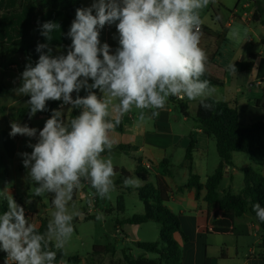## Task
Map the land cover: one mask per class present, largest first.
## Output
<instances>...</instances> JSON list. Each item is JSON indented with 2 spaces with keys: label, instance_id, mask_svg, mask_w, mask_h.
Listing matches in <instances>:
<instances>
[{
  "label": "clouds",
  "instance_id": "clouds-1",
  "mask_svg": "<svg viewBox=\"0 0 264 264\" xmlns=\"http://www.w3.org/2000/svg\"><path fill=\"white\" fill-rule=\"evenodd\" d=\"M212 2L93 0L90 7L76 10L67 33L71 45L66 55L53 56L47 44L37 45L38 62L26 65L17 90L30 97L29 119L48 110L49 101L71 105L68 113L80 111L65 119L62 108L52 109L39 132L17 122L10 125L11 137L37 138L35 144L28 145L31 153L21 154L23 166L36 185L33 195L52 194L54 211L41 233L26 218L25 209L11 195L7 197L8 210L0 214V251L6 253L5 264H56L57 251L72 238L73 220L81 215L72 203L74 194L87 183L94 189L93 197L111 198L116 173L113 161L102 154L113 149L109 134L121 123L119 118L112 119L113 108L120 117L138 109L143 121L145 110L151 113L147 118L158 117L171 97L200 100L205 109L211 107L205 99L214 86L202 79L208 56L200 41L201 11ZM112 24L119 34L114 54L99 38L101 30ZM57 28V23L45 22L41 35L50 41ZM228 35L236 39L239 32L233 29ZM228 68L236 72L234 64ZM82 89L87 95H79ZM123 184L138 188L140 180L126 177ZM92 203L89 199V206ZM252 208L264 222V207L254 203ZM96 219H103L102 213ZM50 243L55 251L49 248Z\"/></svg>",
  "mask_w": 264,
  "mask_h": 264
},
{
  "label": "crops",
  "instance_id": "crops-1",
  "mask_svg": "<svg viewBox=\"0 0 264 264\" xmlns=\"http://www.w3.org/2000/svg\"><path fill=\"white\" fill-rule=\"evenodd\" d=\"M38 1L40 0H0V43H3L0 46L5 48L13 40L23 39L28 36L32 18L40 10ZM79 1L84 7H90L93 3V0ZM254 1L259 0H238V4L243 2L241 10L239 11L237 7L232 11L229 10L227 20L223 25H220L219 19L216 18V22L210 21V26H201L203 34L200 47L206 51L208 56L205 74L217 82L214 89L221 87L225 91V95L223 94L222 97L219 93L214 92L217 96L216 101L234 104L238 121L244 126L258 120H264V13H262L258 21L252 20L255 10ZM18 4L20 5L18 6ZM261 6L264 9V4L261 3ZM49 21L55 22L60 26V29L57 28L51 34L52 39L50 41L41 35L43 23ZM235 21L241 23L248 31L249 36L245 39L244 46L246 50L238 54L234 53L235 57L233 59H229L224 66H219L214 62L218 46L225 41L227 32ZM70 26L71 23L63 10L53 7L40 10L33 24L32 34L30 38L28 37L27 43L23 45L31 55L30 64L35 66L38 62L40 55L36 51L38 44H47L48 48H69L71 39L67 36V33L70 30ZM12 54L21 58L19 60V65H21L22 55L18 53ZM247 61H252V66L247 71L233 72L228 68L230 64ZM218 63H221L220 58H218ZM14 66L16 65H10V69ZM221 73H223V79L218 76ZM244 78L247 79L242 81ZM14 79L12 80L13 84L19 85L20 83V87L22 84L21 76L18 79L14 76ZM248 88H255V90L249 93L247 92ZM245 91L247 92L245 95L247 97H238ZM97 95H101L99 90ZM15 98L16 102L22 101L25 106L30 97L18 92ZM15 101H12V103ZM190 101L192 100L187 98L171 97L166 107L160 110L158 117L149 118L152 120V124L144 123L145 120H139L137 116L130 112L126 116L120 117L113 108L112 119L119 118L121 123L109 134L113 141V149L111 151L106 150L102 155L105 158H109V156L123 153L134 159L136 158L135 168L140 166L145 169L146 173L149 174L148 181L152 182L155 176L163 178L169 188L168 200L164 205L177 217L179 224V230L173 233V239L180 249L181 264H264L258 255L260 252L261 234L258 225L255 228L250 227L249 222H256L251 215L245 214L236 218L227 233L215 232L212 221L216 216V209L207 212L206 203L202 199L204 191H201L199 198L196 200L194 190L186 187L189 169L200 178L197 166H201L207 156L206 152L209 140H211L204 134L194 117H189L187 108ZM193 101L196 102L198 100ZM113 103L115 104L116 102L114 101ZM179 104L186 105V113H182L179 110ZM63 107L64 105L61 102L57 109H63ZM176 108H178L179 112L176 111ZM70 112L67 116L70 115ZM43 116L47 115L36 113V117ZM67 116L64 118L67 119ZM150 116L151 113L147 110L146 118ZM22 119L28 121L29 112ZM191 140L193 142L191 161H187L185 159V151ZM118 145L127 147L123 151ZM180 150L183 152L182 157L179 156ZM145 164L149 165L148 169L144 167ZM114 167L122 168L130 173L124 167ZM232 167L233 171H231ZM180 169L182 170L181 175L179 173ZM258 172L264 176V164L258 167ZM235 173H237V169H235L233 162L231 166H225L219 189L220 193L231 191V179H233ZM204 181L205 179L200 178L201 183H204ZM141 183L143 184L142 181ZM86 184L74 194V200L78 194H86L87 199L95 200L96 197L92 195L93 189L86 187ZM117 187L123 190V188ZM14 200L26 212H29V221L36 228L40 226L43 218L48 220V217L40 214V209L37 208L38 199L30 197L27 200L24 199V201L14 196ZM51 200L52 194L48 197L49 209H53ZM1 202H4L8 208L7 200H1ZM38 215H41V217ZM78 219H81V217L78 216L74 221ZM122 231L124 233V230ZM136 241L138 240L136 239ZM5 255L6 253L0 251V261L4 259ZM140 256L146 257L143 253ZM90 262L95 263V259L90 260ZM63 263L64 261H61L58 264ZM83 263L86 264V261L84 260Z\"/></svg>",
  "mask_w": 264,
  "mask_h": 264
},
{
  "label": "rangeland",
  "instance_id": "rangeland-1",
  "mask_svg": "<svg viewBox=\"0 0 264 264\" xmlns=\"http://www.w3.org/2000/svg\"><path fill=\"white\" fill-rule=\"evenodd\" d=\"M259 1L264 4V0ZM242 3L243 2H240L238 4V0H214V2L210 3L207 8L201 11L202 25L204 27L210 26V21L213 20L216 22V18L219 19L220 25H223L227 20L228 11H232L235 7L240 11ZM233 29H236L239 32V36L236 39H231L228 35ZM118 36L119 34L116 26L115 24H112L106 25L101 30L99 38L101 44H109L111 52L114 54L119 46ZM248 36L249 34L246 27L235 21L232 24V27L228 30L225 41L218 46L217 56L214 59V62L219 66H224L229 59L231 60L235 57V54L245 52V39ZM4 49V46H0V202L1 200H7L9 195L13 198L16 196L22 200H27L30 197L38 199L37 208L40 209V214H44V216H47L48 220H50L51 212L54 211V208H48V197L50 194H46L43 197L33 195V189L36 185H34L29 178V170L23 166V156L21 155L22 153H31L32 148L28 145L35 144L37 138H29L21 135L11 137L9 135L12 122L34 127L38 129L39 132V130L43 128L45 121L50 117H36L35 114V116L28 119V121L18 118L17 109L24 106V103L22 101L16 102L14 100L16 99V94H18L17 90L20 83L19 85H14L12 80H15L14 76L18 79L23 72L21 65H19V60L21 58ZM50 49L52 50L51 54L53 56L60 54L66 55L69 50L68 47ZM47 50L48 49H46V51ZM218 58H220L221 63H218ZM10 65L16 66L10 69ZM218 76L220 79H223V73ZM245 79L247 78H244L242 81H245ZM89 83H91V80H89ZM254 90L255 88H248L247 92L250 93ZM214 92L219 93L222 97L225 91H223L221 87L215 88L213 93L206 99L216 100L217 96ZM247 92L245 91L238 97H247L245 96ZM81 93L84 94L86 91L82 89L79 94ZM72 95L76 98L77 93L74 92ZM12 101L15 102L12 103ZM195 107V101L192 100L188 103L187 113L191 118L194 117ZM70 108L71 105H64L62 109L64 117L68 115V110ZM176 111L179 112L178 108H176ZM139 112L140 110L135 108L130 111L131 114H134L137 117H139ZM145 113L147 114V110H145ZM126 115L127 114H125V116ZM189 122H191V120H189ZM144 123L152 124V120L146 118ZM206 154L207 156L204 158L202 165L197 166L201 179H205L207 175L211 174L220 160L216 152L215 142L212 139L209 140ZM179 156H183L182 150H180ZM109 158L113 161L114 166L124 167L131 174L136 166V158L134 159L123 153L109 156ZM232 162L234 163L235 169H237V173H235L233 179H231L230 192L235 194L240 191L243 185V173L240 171V168L248 166L250 161L246 154L236 152L233 153ZM255 170L258 171V167H255ZM231 171H233V167L231 168ZM179 173L181 175V169L179 170ZM131 176L136 177L134 175ZM114 179H116V175L113 177V180ZM226 182L228 181L226 180ZM141 185L142 183L140 180V186ZM85 186L88 187L87 184ZM127 188L131 190H128ZM135 189L136 188L125 187L123 184V190H120L114 185V188L110 193V199H100L97 196L95 200L92 199L93 203L91 206L88 204L89 199L86 198V194H78L75 197V200L72 203H74L76 209L80 211L81 219H78L77 221L73 220L74 233L62 250L68 256H77L79 261L76 263H67L64 261L63 264H84V260L86 261V264H117L122 261V249H124L126 253H130L133 258L139 257L142 253L146 258H155V254L146 253L138 249L134 245V242L136 239L142 242L158 241L159 226L156 222L147 221L138 225L119 223L121 220L144 212L143 203L137 196ZM9 191L11 192L9 193ZM118 195H121L122 197L123 211H120L117 208L119 203L117 198ZM69 208L72 210L71 204L69 205ZM98 213H102L103 219H96ZM38 216L41 217V215ZM85 218L92 219L85 220ZM122 230H124V233ZM92 259H95V263L90 262Z\"/></svg>",
  "mask_w": 264,
  "mask_h": 264
},
{
  "label": "trees",
  "instance_id": "trees-1",
  "mask_svg": "<svg viewBox=\"0 0 264 264\" xmlns=\"http://www.w3.org/2000/svg\"><path fill=\"white\" fill-rule=\"evenodd\" d=\"M38 6L40 10L48 7L63 10L70 23L75 19L76 10L84 7L79 0H40L38 1ZM254 6L255 10L252 15V20L258 21L262 13H264V9H262L259 1H254ZM40 10L37 14L40 13ZM37 14L32 18L28 36L23 39L13 40L4 49L7 52L22 55V71L25 70L26 65L30 64L31 61V55L23 45L27 43L28 37L30 38L32 34L33 24ZM0 44L3 45V43ZM234 66L236 72L247 71L251 68L252 61L237 62ZM202 79L209 80L212 86L217 85V82L209 78L206 74ZM94 91L98 93V90ZM85 95H87V92L80 96ZM205 102L211 105L209 109H205L201 105L200 100L196 101L194 120L199 124L204 134L209 139L214 140L216 152L220 160L214 171L206 176L204 183H201L199 176L192 173L189 169L186 187L194 190L196 200L199 198L201 191H204L202 199L206 203L207 212L216 209V216L212 221L215 232L227 233L230 231L236 218L245 214L251 215L257 222L261 234L260 252L258 255L262 263H264V222L256 217L252 208L254 203H259L261 207H264V176L255 170V167H260L264 164V120H258L250 125L244 126L238 121L237 110L234 104L210 99H205ZM60 103L61 101H49L47 103L48 110L37 113L50 116L51 110L57 109ZM178 108L182 113H186V105L179 104ZM79 111V109H72L69 117L78 115ZM28 112H30V108L26 103L25 106L17 109V116L22 119L27 116ZM118 147L124 151L127 146L118 145ZM192 149L193 142L191 140L185 151V159L187 161H191ZM236 152L246 154L250 161L248 166L241 169L243 173V185L238 193L234 194L230 191L220 193L219 189L225 166L232 165V155ZM114 169L116 173L114 185L116 186L123 188L124 179L126 177H132L131 175L138 177L143 182L135 191L143 203L144 212L121 220L119 223L138 225L147 221H154L159 226L158 241L134 242V245L138 249L146 253L155 254V258L149 259L144 256L133 258L130 253H126L122 249V261L117 264H181L180 249L173 239V233L179 230V224L177 217L164 205L168 200L169 188L163 178L155 176L152 182L148 181L149 174L140 166H137L132 174L122 168L118 169L114 167ZM88 187L91 188L90 185ZM127 189L131 190L129 188ZM117 198L119 200L117 208L123 211L121 195H118ZM7 210L6 204L1 202L0 214ZM87 219L92 218H85V220ZM47 223L48 220L43 218L37 230L41 233L45 232ZM49 248L54 251L56 250L51 243L49 244ZM61 261L76 263L78 257L74 255L67 256L63 250H59L57 251L56 264Z\"/></svg>",
  "mask_w": 264,
  "mask_h": 264
},
{
  "label": "built area",
  "instance_id": "built-area-1",
  "mask_svg": "<svg viewBox=\"0 0 264 264\" xmlns=\"http://www.w3.org/2000/svg\"><path fill=\"white\" fill-rule=\"evenodd\" d=\"M144 167H145L146 169H148V168H149V165H148V164H145ZM25 215H26V218L29 219V216H30V215H29V212H26V211H25ZM249 225H250L251 228H255V227L257 226V223L251 221V222H249ZM5 259H6V255H5L4 259L0 261V264H5Z\"/></svg>",
  "mask_w": 264,
  "mask_h": 264
}]
</instances>
